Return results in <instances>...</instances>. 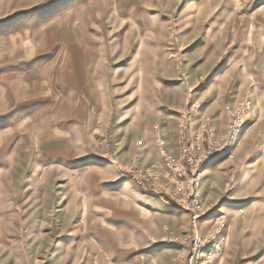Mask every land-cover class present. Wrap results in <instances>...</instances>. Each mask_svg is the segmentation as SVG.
Returning a JSON list of instances; mask_svg holds the SVG:
<instances>
[{
    "label": "rangeland",
    "instance_id": "rangeland-1",
    "mask_svg": "<svg viewBox=\"0 0 264 264\" xmlns=\"http://www.w3.org/2000/svg\"><path fill=\"white\" fill-rule=\"evenodd\" d=\"M246 101L202 181L215 264H264V0H0V264H175L190 212L126 176L172 181L158 136L179 157L192 103L189 133L223 135L217 109Z\"/></svg>",
    "mask_w": 264,
    "mask_h": 264
},
{
    "label": "built area",
    "instance_id": "built-area-1",
    "mask_svg": "<svg viewBox=\"0 0 264 264\" xmlns=\"http://www.w3.org/2000/svg\"><path fill=\"white\" fill-rule=\"evenodd\" d=\"M250 101L241 102L237 106L225 108L228 115L229 125L223 135H219L215 128L212 117L203 116L201 130L190 134L186 127V119L191 118L194 113L201 110L199 102L192 103L182 114L179 143L181 155H173L166 150L163 137L158 136L161 147L166 175L172 181H168L163 173L151 168L143 167L135 173L126 177L133 181L138 187L147 192H152L168 200H174L183 209L190 212L193 222L192 231L179 240L184 246V257L175 260V264H215L220 246L223 230H219L218 238L209 240L207 236L200 234L199 221L205 215V205L202 200V181L206 167L221 155H228L230 147L236 142L242 129L246 115L249 113ZM159 133V128L155 127ZM224 225H221L223 227Z\"/></svg>",
    "mask_w": 264,
    "mask_h": 264
},
{
    "label": "crops",
    "instance_id": "crops-1",
    "mask_svg": "<svg viewBox=\"0 0 264 264\" xmlns=\"http://www.w3.org/2000/svg\"><path fill=\"white\" fill-rule=\"evenodd\" d=\"M240 77H242V79L240 80V81H235L236 83H230L229 84V87H228V89H227V91L226 92H224V97H223V99L219 102V100H215V103H223V102H227V100H228V98L230 97V87H231V90H232V88L234 87V86H238V88H237V93H235L234 94V96L232 97L233 98V100H235V102L237 101V100H239V99H241L240 98V96H241V93H242V91H243V89L245 88V83L249 80L246 76H242V75H238L237 76V79L238 78H240ZM248 83V82H247ZM214 103V102H213ZM220 105V104H219ZM205 115V114H209L207 111H202L201 113H200V115ZM225 111H224V109H223V107L221 108V109H217V112H216V114L215 115H217V117H218V120L219 121H222V118H223V121L222 122H218V131H219V133H223L224 131H225V129H226V117H225ZM199 118H200V116H199ZM225 120V121H224ZM169 148V147H168ZM170 150H172L175 154H177V155H180V150H179V148H178V146L177 147H172L171 148V146H170ZM154 152V151H153ZM152 154H154L155 155V161H156V164H153V166H155L156 168H160V169H162L163 168V161L161 160V162L159 161L158 162V159H157V156H156V153H152ZM154 155H153V157H154ZM220 160L221 159H215L214 160V162H212V164H211V168H209L210 167V165L209 166H207L206 167V169L207 168H209V169H207V171L205 170V175L206 176H210L213 172H214V169L216 168V166H217V164L220 162ZM137 194L139 193L138 191L136 192ZM148 195V197L149 198H151V199H156V197L155 196H152V195H149V194H146V193H144L143 192V195ZM140 195V194H139ZM143 195H141V196H143ZM250 194H248V196H247V198L249 199L250 197ZM225 237L224 236H222L221 237V239H224ZM224 261V260H223ZM220 264H223V262H221ZM255 264H258V263H255Z\"/></svg>",
    "mask_w": 264,
    "mask_h": 264
},
{
    "label": "bare ground",
    "instance_id": "bare-ground-1",
    "mask_svg": "<svg viewBox=\"0 0 264 264\" xmlns=\"http://www.w3.org/2000/svg\"><path fill=\"white\" fill-rule=\"evenodd\" d=\"M134 44H135V43H134ZM133 46H134V45H133ZM133 46H132V47H133Z\"/></svg>",
    "mask_w": 264,
    "mask_h": 264
}]
</instances>
